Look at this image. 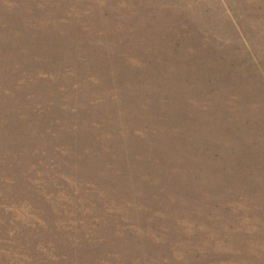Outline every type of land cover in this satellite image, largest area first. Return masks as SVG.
<instances>
[{
    "label": "rangeland",
    "instance_id": "rangeland-1",
    "mask_svg": "<svg viewBox=\"0 0 264 264\" xmlns=\"http://www.w3.org/2000/svg\"><path fill=\"white\" fill-rule=\"evenodd\" d=\"M0 264H264V0H0Z\"/></svg>",
    "mask_w": 264,
    "mask_h": 264
}]
</instances>
